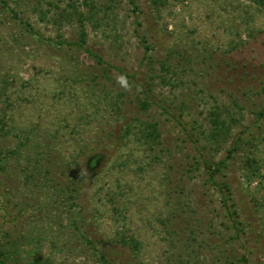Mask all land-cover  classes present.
<instances>
[{"label":"rangeland","instance_id":"obj_1","mask_svg":"<svg viewBox=\"0 0 264 264\" xmlns=\"http://www.w3.org/2000/svg\"><path fill=\"white\" fill-rule=\"evenodd\" d=\"M77 13L101 63L56 44L78 40ZM263 87L258 0H0L9 264H264ZM214 111L230 129L216 143ZM140 122L158 143L138 140ZM202 158L226 161L228 212Z\"/></svg>","mask_w":264,"mask_h":264},{"label":"trees","instance_id":"obj_2","mask_svg":"<svg viewBox=\"0 0 264 264\" xmlns=\"http://www.w3.org/2000/svg\"><path fill=\"white\" fill-rule=\"evenodd\" d=\"M258 1L262 5V7H264V0H258ZM11 12L13 13V16L16 17L15 12L13 10H11ZM76 16H77V22L79 24V29H78L79 38H78V40L76 42H73V43H64V42L59 41L56 44L58 46L67 44L70 47H75L79 51H84L89 57H91V58L94 57V58L98 59V62L100 61V63H101V58L97 54L92 53L91 50H89L88 48L85 47L87 40H86V31H85V27H84V23H83V17L81 15V13H77ZM140 41L142 44L146 43L144 40H140ZM145 49L146 50L149 49L148 46H145ZM262 93L264 94V87L262 89ZM140 106H141V108L146 109L148 107V103L142 101ZM263 117H264V110L258 114L257 118L261 119ZM210 122L212 123L213 126H212V130H211L209 137L211 140H213V142H215V143L218 142V138L221 136V134L229 135V130H230L229 126H227V128H225L226 126H225L224 122L220 121L219 114L216 113L215 111L212 112ZM124 130H125V133L127 135L131 134V132H132L131 128H129L128 126H126ZM133 130H137L138 134H140V136H139L140 138H138L139 141H141V140L146 141L147 140V142L149 143V141L151 140L150 143L151 142L152 143H154V142L158 143L159 142L160 133H159V131H158V129L154 123L143 124L140 122L135 127H133ZM242 139H243V137H239L235 141V143L232 147L233 149L228 150V158H230L232 156V153L235 152L234 150H237V146H238L237 142L242 140ZM94 149L95 148L91 147V148H89V150L87 149V151H85V152H87L86 154L89 156V158H87L85 161V167H86V170L88 172H91L93 170V168H95V166L97 165V163L100 161V159L102 157V155L100 153H96L94 151ZM1 160H5V159L1 158ZM200 162L206 171L208 181L213 186H215L217 188L218 192L220 193V197H221L223 207H225L227 209V212H228V210H229L228 201H229L232 193L230 192V189L226 183H222V182L219 183L215 180L216 174L221 172V170L227 166L226 161L221 160V161H218L217 163H213V162H210V161L202 158V159H200ZM251 163H255L254 159H251ZM230 214L231 215L233 214L234 216L239 215V214H237L236 210H233L232 212H230ZM241 224H242V222H240V221L233 222L234 229L239 231V229L237 228V225H241ZM123 244H126V242H122V245ZM131 244L133 245V248H136L137 243L134 240H131ZM8 253L9 252L6 251V249L0 248V264H9L10 258L7 256ZM100 260H102L104 264H110V263H108V261H106V259H104L103 256H100ZM15 262H16V260H15ZM32 264H39V263L37 260H35V261H33Z\"/></svg>","mask_w":264,"mask_h":264},{"label":"clouds","instance_id":"obj_3","mask_svg":"<svg viewBox=\"0 0 264 264\" xmlns=\"http://www.w3.org/2000/svg\"><path fill=\"white\" fill-rule=\"evenodd\" d=\"M116 83L120 86V88L126 92L131 91L132 85L127 78V74H120L116 77Z\"/></svg>","mask_w":264,"mask_h":264}]
</instances>
